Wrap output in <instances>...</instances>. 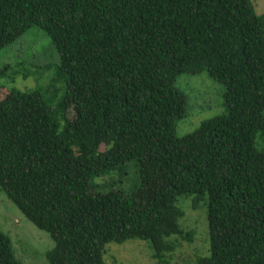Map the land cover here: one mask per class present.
I'll use <instances>...</instances> for the list:
<instances>
[{
  "label": "trees",
  "instance_id": "16d2710c",
  "mask_svg": "<svg viewBox=\"0 0 264 264\" xmlns=\"http://www.w3.org/2000/svg\"><path fill=\"white\" fill-rule=\"evenodd\" d=\"M32 26L86 91L70 120L39 90L0 99V190L52 238L48 263L106 264L108 243L137 239L167 264L193 238L179 226L186 195L206 208L197 264H264V13L250 0H0V50ZM203 72L227 113L178 137L175 80ZM130 161L142 171L130 194L160 180L148 203L93 192ZM0 264H22L1 230Z\"/></svg>",
  "mask_w": 264,
  "mask_h": 264
},
{
  "label": "rangeland",
  "instance_id": "374dc122",
  "mask_svg": "<svg viewBox=\"0 0 264 264\" xmlns=\"http://www.w3.org/2000/svg\"><path fill=\"white\" fill-rule=\"evenodd\" d=\"M250 1L257 14L264 13V0ZM59 66V55L49 36L36 26L30 27L0 50V99L10 89L39 90L44 99L53 104L64 98L65 116L72 119L86 91L70 69L62 67L59 72ZM175 87L186 99L183 115L176 120V136L192 133L202 121L227 113L223 84L207 72L179 75ZM141 173L137 162L130 161L119 170L94 178L93 192L117 200L148 203V198L160 189V180L157 175L153 176L150 187L130 194L140 184L142 186ZM177 205L184 213L179 226L183 231H192L193 238L191 241L179 239L175 251L166 257L167 264H197L199 257L209 255L206 208L200 204L194 210L191 196L186 195L178 198ZM0 230L9 237L15 257L22 264H49L46 254L54 246L52 238L30 222L1 190ZM148 246V242L137 239L122 244L111 242L106 245L104 260L106 264H158L152 259Z\"/></svg>",
  "mask_w": 264,
  "mask_h": 264
}]
</instances>
